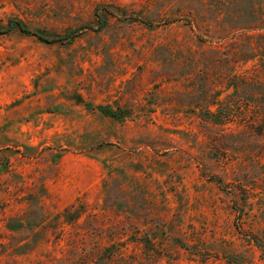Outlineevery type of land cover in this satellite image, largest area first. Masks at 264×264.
<instances>
[{
    "label": "rangeland",
    "instance_id": "obj_1",
    "mask_svg": "<svg viewBox=\"0 0 264 264\" xmlns=\"http://www.w3.org/2000/svg\"><path fill=\"white\" fill-rule=\"evenodd\" d=\"M262 19L264 0H0V264H264V111L228 78Z\"/></svg>",
    "mask_w": 264,
    "mask_h": 264
},
{
    "label": "trees",
    "instance_id": "obj_2",
    "mask_svg": "<svg viewBox=\"0 0 264 264\" xmlns=\"http://www.w3.org/2000/svg\"><path fill=\"white\" fill-rule=\"evenodd\" d=\"M264 21V19H262ZM13 26V23H10L8 26V30ZM21 31L33 34L37 36L42 41L52 43L54 39H49L43 34L39 32L30 31L23 23H18ZM260 38V46L258 50V54L254 52L253 55L250 53V43L246 44H236L238 47L235 48L236 51L232 57H235L237 61H234L239 68V70H235L233 74L229 75L230 83L229 86L235 89V94L239 95L241 93L246 94L250 100V106L254 107V111L256 114L264 111V34L259 36ZM256 60V65L252 68H244V65L248 62ZM232 62V61H231ZM229 64H233V63ZM103 112L107 115L113 117H122V111H114L109 107H103ZM221 111L218 112H209L210 117H212L215 122H221V120L217 117ZM69 214V209L66 210V215ZM80 214L77 215L79 217Z\"/></svg>",
    "mask_w": 264,
    "mask_h": 264
}]
</instances>
